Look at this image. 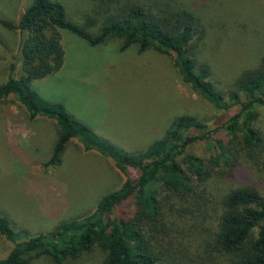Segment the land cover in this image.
I'll return each mask as SVG.
<instances>
[{
    "label": "trees",
    "instance_id": "trees-1",
    "mask_svg": "<svg viewBox=\"0 0 264 264\" xmlns=\"http://www.w3.org/2000/svg\"><path fill=\"white\" fill-rule=\"evenodd\" d=\"M91 1L83 24L67 19L61 0H30L16 23L0 20L20 32L22 64V74L15 78L10 63L0 99L15 97L30 119L56 120L59 131L47 165L60 164L67 144L77 138L85 151L112 159L125 179L98 200L92 213L26 240L17 241L8 218L0 215V235L10 245L0 264H31L39 256L59 264L94 250L101 254V264H264V195L251 185L225 191L216 186L240 159L264 170V134L256 124L264 105V56L258 66L243 70L232 87L219 91L210 80L209 65L192 54L206 30L198 6L209 0ZM62 31L91 45L117 38L121 49L152 47L170 53L181 78L198 94L217 108L240 109L214 130L186 114L137 153L115 147L31 86L62 67ZM222 132L229 137L225 143ZM209 139L218 147L215 156L196 148Z\"/></svg>",
    "mask_w": 264,
    "mask_h": 264
},
{
    "label": "rangeland",
    "instance_id": "rangeland-1",
    "mask_svg": "<svg viewBox=\"0 0 264 264\" xmlns=\"http://www.w3.org/2000/svg\"><path fill=\"white\" fill-rule=\"evenodd\" d=\"M29 1L0 0V20L16 23ZM61 1L70 21L83 24L85 15L91 14V0ZM198 12L206 30L204 39L195 41L192 54L209 65L216 89L226 91L243 70L258 66L264 56V0H209L198 6ZM61 34L62 67L34 80L32 88L129 153L162 138L181 115H193L214 130L240 109H221L208 102L181 78L170 53L152 47L121 49L117 38L91 45L71 32ZM20 40V32L0 23V84L9 77L10 63L15 64L13 77L22 74ZM14 98L0 99V215L8 218L17 241H22L92 213L98 200L118 189L125 176L112 159L85 151L77 138L67 144L60 164L47 165L58 136L57 122L45 116L30 119ZM259 114L256 124L264 134V105L259 106ZM222 138L224 143L229 139L223 132ZM210 140L196 148L215 156L218 147ZM129 171L136 178V170ZM218 179V191L251 185L264 195V170L251 162L240 159L231 173ZM9 249L0 235V257ZM101 257L94 250L59 264H101ZM31 264L56 263L39 256Z\"/></svg>",
    "mask_w": 264,
    "mask_h": 264
},
{
    "label": "crops",
    "instance_id": "crops-1",
    "mask_svg": "<svg viewBox=\"0 0 264 264\" xmlns=\"http://www.w3.org/2000/svg\"><path fill=\"white\" fill-rule=\"evenodd\" d=\"M14 111H15V113H17L16 110H14ZM34 119H35V118H34Z\"/></svg>",
    "mask_w": 264,
    "mask_h": 264
}]
</instances>
